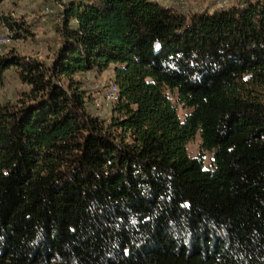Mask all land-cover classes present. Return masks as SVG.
<instances>
[{"label":"trees","instance_id":"obj_1","mask_svg":"<svg viewBox=\"0 0 264 264\" xmlns=\"http://www.w3.org/2000/svg\"><path fill=\"white\" fill-rule=\"evenodd\" d=\"M56 1L52 64L0 52V264H264V0Z\"/></svg>","mask_w":264,"mask_h":264},{"label":"rangeland","instance_id":"obj_2","mask_svg":"<svg viewBox=\"0 0 264 264\" xmlns=\"http://www.w3.org/2000/svg\"><path fill=\"white\" fill-rule=\"evenodd\" d=\"M155 1V0H152ZM164 5L173 6L181 13L191 16L194 13H202L206 11L209 5L211 9L208 11L214 13V6L225 4L229 6L232 0H159ZM215 2V3H213ZM56 0H5L0 5V33L7 31L16 33L18 36L7 44L3 49L4 53L13 51L15 54L26 58H37L43 60L46 64H52L53 58L56 57L61 47V38L57 32V16L56 19L47 22L43 19L45 6H57ZM59 13V9H57ZM51 16V17H52ZM60 16V14H59ZM8 19V20H6ZM49 19V18H48ZM10 23L8 24V22ZM59 21V20H58ZM13 30V31H12ZM15 32V33H14ZM19 33L21 35H19ZM114 84V73L104 71L96 76L90 75L87 88L93 96L94 103L91 105L94 112L106 116L110 114V102L106 99V93ZM28 88L23 84L14 67L9 68L4 73L3 81L0 82V102L8 99H16L21 90ZM186 110L180 108V115L185 116ZM201 135L198 132L194 139L188 145V152L194 156L200 152ZM212 160V153H205L204 166L209 167Z\"/></svg>","mask_w":264,"mask_h":264},{"label":"built area","instance_id":"obj_3","mask_svg":"<svg viewBox=\"0 0 264 264\" xmlns=\"http://www.w3.org/2000/svg\"><path fill=\"white\" fill-rule=\"evenodd\" d=\"M220 1V0H217ZM57 6L58 7H63V2L62 1H57ZM56 10L54 7L50 5L45 6V13L51 14L54 13ZM13 41V33L10 31H7L5 33H0V52H3V48L9 44L10 42ZM119 97V87L116 84H113L112 87L108 90L106 93V99L108 102H113L118 100Z\"/></svg>","mask_w":264,"mask_h":264},{"label":"crops","instance_id":"obj_4","mask_svg":"<svg viewBox=\"0 0 264 264\" xmlns=\"http://www.w3.org/2000/svg\"><path fill=\"white\" fill-rule=\"evenodd\" d=\"M48 18H49V19H48ZM54 18L56 19L55 16H52V17H51V16H48L46 21H47V22H50L51 20H54ZM55 22H56V20H55Z\"/></svg>","mask_w":264,"mask_h":264}]
</instances>
